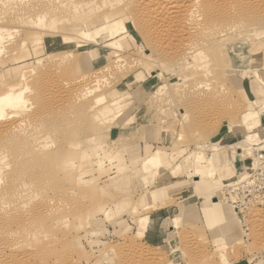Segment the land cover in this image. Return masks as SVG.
I'll return each instance as SVG.
<instances>
[{"label":"rangeland","instance_id":"1","mask_svg":"<svg viewBox=\"0 0 264 264\" xmlns=\"http://www.w3.org/2000/svg\"><path fill=\"white\" fill-rule=\"evenodd\" d=\"M111 1L87 12L84 22L73 18L50 30L34 25L30 31L39 33V41L12 32L9 42L23 37L24 47L0 51V80L13 83L20 74L26 76L30 132L48 141L45 152L71 205L66 212V248L72 251L68 258L73 257L69 264H231L244 258L264 264V211L252 208L246 214L245 238L232 206L217 198L222 187L243 172L242 140L264 136L259 123L264 112V33H252L259 24L239 23L222 34L220 27L234 17L216 15L213 25L209 21L198 30L205 40L197 47L208 57L195 69L186 63L192 59L173 58L166 36L161 39L154 30L142 29L143 16L125 9L126 0ZM213 1L224 13L239 10L232 0ZM250 2L253 11H247L264 14V0ZM112 19L122 20L127 31L107 34L106 22ZM84 29L88 32L78 36ZM197 74L200 83L194 88ZM147 77L153 86L144 94L125 84ZM249 82L258 98L242 88ZM163 85L161 98L156 90ZM183 90L188 96L179 98ZM126 99L130 104L124 107ZM249 122L258 125L254 131L247 128ZM115 123L123 125L118 129L121 138L110 135ZM222 129L229 130L223 139L216 135ZM155 152L162 162L149 165ZM198 153L206 159L196 164ZM219 156H229L235 174L218 172ZM199 168L208 170L207 175L193 177ZM172 185L189 186L197 196L196 187L207 191L186 206L185 213L167 221L172 231L170 247H164L159 243L165 239L154 243L146 236L148 215L172 201L157 204L161 198L155 199L152 191L163 195ZM230 221L226 234L224 225Z\"/></svg>","mask_w":264,"mask_h":264},{"label":"bare ground","instance_id":"2","mask_svg":"<svg viewBox=\"0 0 264 264\" xmlns=\"http://www.w3.org/2000/svg\"><path fill=\"white\" fill-rule=\"evenodd\" d=\"M95 1L97 0H0V51L4 49L12 51L24 47L25 38L23 37L11 43L9 38L12 37L10 36L12 32L18 34L21 32L25 37L26 34L35 36L39 41L40 38L37 36L39 33L30 31L34 25L50 30L53 24L62 21L69 23L73 18L83 21L84 15L89 14L87 12L99 10L107 2H112L111 0H99L102 4L96 5ZM232 1L236 2V5L233 2L234 6L238 7L237 3L239 4L237 14L222 12L219 8L221 5L217 6L213 0H126L124 8L134 10L137 15L143 16L146 26L145 24L142 26L143 28L140 26L142 29H152L160 34L161 39L162 36L169 39L167 44L174 48L169 47L174 51V59H192L186 63L195 69H201L199 65L207 59L208 55L197 47L205 40L204 35H199L204 39L198 36V30L202 26H206L209 21L213 25L212 20L216 15L224 17L228 15L235 19L220 27L221 30L218 32L222 34L229 32L228 30L233 29L239 23L246 22L248 24L252 20L255 24L257 23L256 25L259 24L258 29L255 28L252 33L258 37L264 33V14L256 16V13L247 11L246 9L251 3L250 0H247V5L243 3L246 0ZM234 6L232 5V7ZM221 7L223 8V6ZM237 15H240V18ZM248 19L249 21H247ZM121 22L123 21L119 19L107 21V34L117 36L126 32V26L124 23L120 24ZM12 28L15 29L11 30ZM87 32L84 29L77 35L80 36ZM204 33L208 34L205 31ZM145 35L143 36L145 37ZM149 35L152 36V33ZM157 40L155 41L157 42ZM183 40L185 43H182ZM171 56L169 57L171 58ZM199 77L200 74H197L194 88L199 87ZM25 82L26 76L23 74H20L17 81L13 83L0 80V264H69L73 257L68 258L69 254L72 255V251L68 252L66 248L68 245L66 227L69 219L66 212L71 205L67 206L66 192L61 188L60 180L58 181L54 176L53 162L50 155L45 152L49 145L48 141L42 139L44 135L30 132L31 119L26 112L31 102L26 95L28 87ZM95 89L97 87L86 88L83 95ZM156 91L158 97L163 98L166 93L165 86L158 87ZM185 96H188L187 92L181 91L179 98ZM261 104L264 106V102ZM120 114L121 112L117 115ZM185 116L186 114L183 113L182 119ZM246 126L250 131H254L258 125L249 122ZM242 141L245 142L246 147L240 155L249 157L252 155L254 145H264V136ZM204 159L206 156L198 153L195 162L199 164ZM218 160L221 164V169L218 170L220 174L221 172L223 175H228V172L232 175L236 173V168L229 156H219ZM209 161H212L211 158L207 163H210ZM63 163L65 162H60L61 165ZM242 164L244 167L243 159ZM207 173L208 170L199 168L196 177L207 175ZM231 222L224 225L226 234L230 233Z\"/></svg>","mask_w":264,"mask_h":264},{"label":"crops","instance_id":"3","mask_svg":"<svg viewBox=\"0 0 264 264\" xmlns=\"http://www.w3.org/2000/svg\"><path fill=\"white\" fill-rule=\"evenodd\" d=\"M127 29V28H126ZM129 33V32H128ZM130 34V33H129ZM132 39L131 41H134V36L131 34ZM126 85L132 84L133 87L138 90L141 94H144L146 91L150 90L151 87L153 86V80L151 78H144V80H137V79H132L129 82L125 83ZM247 96L254 95L255 91L251 88L250 82L248 85L242 87ZM254 92V93H253ZM256 95V94H255ZM258 98V94L256 95ZM126 105L128 106L130 104V100L126 99L125 100ZM122 114V113H121ZM120 114V115H121ZM119 116V115H118ZM259 123L260 125L264 126V112L261 113L259 117ZM123 125H119L118 123L112 124L109 128L110 129V135L113 138H121L122 132H120L118 129L122 128ZM108 128V129H109ZM225 130L222 129V131L218 132L216 135L220 136V138L223 139V137L229 132L226 133L224 132ZM162 152V151H161ZM162 155L159 152H155V154H152V157L149 159V165H157L162 162ZM166 158L168 156H165ZM165 159V158H164ZM193 177H195V174H192ZM195 183L199 182V180L194 181ZM171 189L163 195L162 193L157 191H152V196L157 198H161V200H158L157 204L159 203H164L166 201L172 200L170 203H167L166 205L163 206H158L155 210L151 211L148 215L149 220H148V228L146 232V236L149 235V239L154 242L158 243L160 239H165L166 241H161L159 243L160 246L170 247V242L167 241V238L169 239L170 233H171V226L167 225V221L173 217V215L178 214L180 215L181 213L186 212V206H193L194 204L197 203V200L199 198H203L205 196V192L207 189H203L201 187H196V192L198 196L195 194L194 190L189 187H178L176 188L175 185L170 186ZM161 191V190H160ZM222 221V220H220ZM222 223V222H221ZM231 264H258L256 262H253V260H249L247 258L238 260V261H233Z\"/></svg>","mask_w":264,"mask_h":264},{"label":"built area","instance_id":"4","mask_svg":"<svg viewBox=\"0 0 264 264\" xmlns=\"http://www.w3.org/2000/svg\"><path fill=\"white\" fill-rule=\"evenodd\" d=\"M252 155L243 158L244 169L241 175L224 185L217 198L226 201L243 228V237L249 232L245 222L252 208L264 211V145H254Z\"/></svg>","mask_w":264,"mask_h":264}]
</instances>
